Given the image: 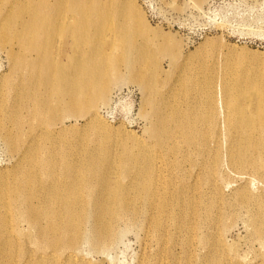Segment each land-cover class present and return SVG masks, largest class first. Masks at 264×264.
I'll list each match as a JSON object with an SVG mask.
<instances>
[{"label":"rangeland","instance_id":"obj_1","mask_svg":"<svg viewBox=\"0 0 264 264\" xmlns=\"http://www.w3.org/2000/svg\"><path fill=\"white\" fill-rule=\"evenodd\" d=\"M125 1L0 0L3 10L0 14V122L9 126L8 130L3 126L0 130V173L5 174L7 180L11 179L14 165L20 164L18 153L22 148V138L18 139L20 135L12 130L11 122L3 119L6 112L12 113L11 109H4V105L9 106L21 95L19 89L24 82L20 80L24 73L28 74L27 81L35 79L36 71L27 60L38 58L34 50L36 56L32 51L20 50L12 27L21 19L3 20L6 8L16 3L13 13L17 7L24 8V19L40 13L58 15L66 30L81 27L87 39L95 37L97 45L93 47L89 42L79 49L96 57L110 51L105 42L107 30L104 34L102 30L98 32L100 26L108 22L112 24V34L117 27L124 32L129 48L123 49L131 62L120 65L117 73L108 76L104 86L98 85L103 81L98 75L82 94L81 102L72 105L65 101L64 108L56 112L60 132L53 150L57 157H65L76 164H84L85 158L91 156L104 167L112 181L120 175L123 165L133 170L132 162L136 160L149 168L150 179H144V184L150 186V195L160 194V199L155 205H149L147 200L152 197L143 195L139 186L132 185L130 171L125 172L128 177L120 175L128 188L124 200L133 201L129 209L136 206L142 211L138 215L126 214L118 223L114 243L105 254L93 255L87 245L81 253L105 264H142L147 260L150 264H157L156 261H163L162 264H234L237 249L244 255L251 249L250 241L255 242L260 234L254 228L250 231L246 228L244 214L241 218L236 215V189L244 187L239 167L233 163L239 147L230 143L237 134L230 132L226 125L211 129L201 124L193 134L195 140L188 143L180 126L169 119L175 109L186 110L184 83L187 79L197 80L202 86L209 84V87L221 81L264 85V0H132L138 16L134 14L129 26L117 17ZM61 39L65 50L61 51L65 55L59 54V59L64 60L73 48L68 47L67 34ZM29 48L35 46L32 44ZM105 64L111 66L108 62ZM142 76L153 87L150 93L139 82ZM39 91L43 97L50 96L43 86ZM92 116H96L98 126H92L93 122L87 124ZM166 116L168 125L162 124ZM162 128L167 133L156 140L153 132H160ZM12 141L17 142L16 148ZM204 144L205 149L200 151L199 147ZM218 154L222 158L223 166L220 167L215 162ZM227 164L237 169L229 170ZM250 187L254 191L258 189L255 183ZM161 204H166L165 211H159ZM173 210L177 219L184 218L185 227L169 228L167 223L173 220ZM254 217L257 227L264 229V219ZM196 221H201V227H196L193 235H187V227L194 226ZM158 222L163 225V231L156 242L154 238L159 235L154 226ZM254 246L251 258L257 251H264L259 244Z\"/></svg>","mask_w":264,"mask_h":264},{"label":"bare ground","instance_id":"obj_2","mask_svg":"<svg viewBox=\"0 0 264 264\" xmlns=\"http://www.w3.org/2000/svg\"><path fill=\"white\" fill-rule=\"evenodd\" d=\"M125 2L126 4L119 8L117 17L119 21L129 26L137 11L133 9L132 0ZM129 4L131 6H128ZM14 6L16 3L6 8L2 19L12 22L21 19L20 23L13 25L12 32L18 38L20 50L32 51V53L35 51L38 58L27 60L36 71L35 79L27 81L28 74L21 72L23 76L25 75V78L22 77L20 80L21 83L24 82L19 89L21 95L15 97L9 106L4 105V109H11L12 113L6 112V118L3 119L6 122L10 121L12 130L20 135L18 139L22 138V148L18 153L20 164L14 165L11 179L7 180L5 174L0 173V264H105L104 261H94L81 251L87 245L93 255L105 254L114 243L118 223L125 219L126 214L138 215L142 211L136 209L135 205L134 208L129 209L133 207L131 204L133 201L124 200L127 198L125 194L128 188L122 182L120 175L125 178L132 174V185L139 186L138 189H142L143 195L152 197L147 200L149 205L156 204L160 194L150 195V186L144 184V179H150L149 168L143 164L141 166L135 160L132 162L133 170L125 169L126 166L123 165L124 169L120 175L112 181L104 167H100L97 160L92 159L91 156L85 158L84 164L79 162L76 164L65 157H57L53 148L60 132L57 121L59 117L58 115L56 117V112L64 108L65 101L68 100L72 105L81 102L82 94L96 81L98 75L103 78L98 84L101 87L106 84L110 74L117 73L120 65L130 64L131 61L123 49L129 48L124 32L117 27L116 32L112 34V24L108 22L102 24L98 32L102 30L104 34L107 30L105 42L110 51H105L96 57L79 49H83V46L89 42L93 47L97 45L95 37L87 39L81 27L75 26L70 31L66 30L63 27V20L58 15L48 16L40 13L32 14L29 20L24 19L22 13L24 8L17 7L16 13H13ZM2 13L3 10L0 9V14ZM63 34L68 35V47L73 49L70 54H66L64 60H61L59 54L65 55V52L61 51L64 46L61 42ZM32 44L35 48H29ZM14 56L15 54L11 58ZM24 60L21 62L23 63ZM105 62L110 63L111 66L108 67ZM25 63L27 64L24 61L23 64ZM22 69L19 68L20 71ZM140 78V84L150 93L152 85L146 77ZM191 79L190 81L187 79L184 83L186 110L182 112L175 109L171 118L169 116V121L180 126L188 143L195 140L193 134L201 124H207L211 129L226 125L230 132H236V137L230 140L232 145L239 147L233 163L239 167L240 178L244 182V187L236 189L237 200L234 204L236 215L241 218L244 214L246 228L249 231L254 228L255 232L260 234L255 242L250 241L251 249L249 248L244 255L237 249L234 264H264L262 250L257 251V255L251 258V253L255 250L253 248L256 247L254 244H259L264 250V235H261L264 234V229L257 227L254 217L260 216L264 219V85L250 81L236 83L221 81L214 85L215 87H209V84L202 86L197 80L191 81ZM42 86L48 90L50 96H42L39 91ZM95 118L96 116L89 118L87 124L93 122L92 126H98ZM167 118L166 116V121L162 120V124H169ZM2 126L5 130L9 129V126L0 122V130ZM157 127L154 126L155 129H158ZM165 128L160 132H157L158 130L153 132L156 140L167 133ZM10 140L11 138L9 142ZM204 141L205 139L202 142ZM13 144L16 148L17 142ZM205 145L200 146L199 150L205 149ZM215 162L220 164L218 167L222 165L219 154ZM227 166L229 170L237 169L232 164ZM128 171L134 173L129 172L126 176L125 172ZM212 172L214 174V171ZM252 183L258 185L256 191L251 189ZM165 207L166 204H161L159 211L162 212L163 209L165 211ZM172 212L173 220L167 223L169 228L177 230L185 227L184 218L177 219L176 211ZM155 224L154 230L158 231L159 235L154 238L157 242L161 239L160 232L163 231V225L160 222ZM201 224V221H196L194 226L187 227V230L185 229L187 235H191L196 227L199 229ZM163 252L168 253L164 248ZM252 259L254 261H251ZM156 262L163 263V261ZM142 264H150V260Z\"/></svg>","mask_w":264,"mask_h":264}]
</instances>
